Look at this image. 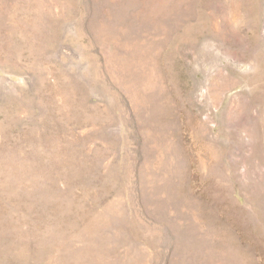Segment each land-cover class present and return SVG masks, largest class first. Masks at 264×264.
<instances>
[{
  "label": "rangeland",
  "instance_id": "rangeland-1",
  "mask_svg": "<svg viewBox=\"0 0 264 264\" xmlns=\"http://www.w3.org/2000/svg\"><path fill=\"white\" fill-rule=\"evenodd\" d=\"M0 264H264V0H0Z\"/></svg>",
  "mask_w": 264,
  "mask_h": 264
}]
</instances>
